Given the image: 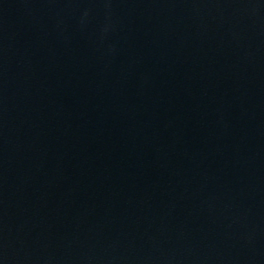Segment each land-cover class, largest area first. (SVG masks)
<instances>
[{"label": "water", "instance_id": "1", "mask_svg": "<svg viewBox=\"0 0 264 264\" xmlns=\"http://www.w3.org/2000/svg\"><path fill=\"white\" fill-rule=\"evenodd\" d=\"M0 264H264V0H125L0 205Z\"/></svg>", "mask_w": 264, "mask_h": 264}]
</instances>
